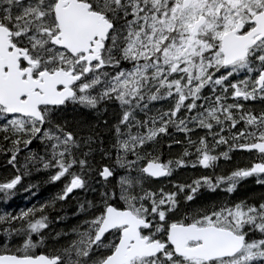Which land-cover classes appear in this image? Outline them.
Instances as JSON below:
<instances>
[{
    "label": "snow or ice",
    "instance_id": "6c2138e0",
    "mask_svg": "<svg viewBox=\"0 0 264 264\" xmlns=\"http://www.w3.org/2000/svg\"><path fill=\"white\" fill-rule=\"evenodd\" d=\"M236 150L226 175L154 186ZM0 153V201L64 180L0 211V264H264V192L187 206L264 186V0H0Z\"/></svg>",
    "mask_w": 264,
    "mask_h": 264
},
{
    "label": "trees",
    "instance_id": "16d2710c",
    "mask_svg": "<svg viewBox=\"0 0 264 264\" xmlns=\"http://www.w3.org/2000/svg\"><path fill=\"white\" fill-rule=\"evenodd\" d=\"M234 78H237V77H234ZM156 107L157 108L167 107V103L158 104L156 105ZM197 134L204 135L203 132H199ZM174 139L180 140L182 139V137L179 135H175ZM163 143L165 147L163 148L162 159H168L170 152L176 153L181 150L179 148H173L169 150L166 146L168 142L164 140ZM33 145L35 146V144ZM220 150H223V147H221ZM229 156H230V161H226L223 158H221L218 161L219 167L217 168L216 171H219L220 174L226 173L227 171L229 172L236 166H244L250 159V156L247 152H242L239 150L229 153ZM4 161H5V156L2 153H0V166L2 167L4 166ZM206 170L207 169L199 165H196L195 167L193 166L181 167V168L176 169L174 171V174L171 175L170 177L165 178L164 180H159V181L155 180L154 182L162 183L165 189L168 188L170 190H175L170 187V184H172V182H180V183L187 184L192 179H195L197 176L217 174L215 173V170H213L210 173ZM34 175H35L34 173H31L29 176L23 177L22 183L20 187H18V189L20 190H17L15 194L7 202L0 201V211H8V212H11L12 214H15L17 211H19L22 208H27L33 205H37L40 202H44L45 200L50 199L54 194H56L58 190L63 186V183H64V180H60L58 182H51L48 180V177L46 179L44 178V180L41 178H38L37 181L34 182L31 179ZM30 179L31 181H29ZM248 179L245 182H243L241 185H239L238 190L235 191L234 195H229L223 192H217L215 195H208L207 190H204L203 192L199 194L198 198L194 202L188 204L187 206L190 208H193L196 206H203L204 203H212L213 201L217 199H231L233 201L243 200L246 197L251 198V197L259 195L261 192H264V186H261L259 184L249 183ZM30 183L33 184L34 187L26 190ZM154 186L156 188L161 187L155 183H154ZM77 193H75V195ZM23 195L25 196L22 198ZM75 195L73 196V198L76 197ZM83 195L80 194L79 197H83ZM74 205H75V202L73 199H71L69 203L63 205V207L66 209V212L69 214L68 215L69 217L71 216V212H73L74 210ZM59 207L60 205H57V209ZM49 214H50V217H54L57 213L56 211L50 210ZM69 217L67 221L69 222V224H71L72 220ZM80 218L81 217H79V219ZM39 250H46V247L41 245L39 249L37 250V253L39 252Z\"/></svg>",
    "mask_w": 264,
    "mask_h": 264
},
{
    "label": "rangeland",
    "instance_id": "374dc122",
    "mask_svg": "<svg viewBox=\"0 0 264 264\" xmlns=\"http://www.w3.org/2000/svg\"><path fill=\"white\" fill-rule=\"evenodd\" d=\"M217 169H215V173H217V174H220V172L219 171H216ZM206 171H208L209 173L210 172H212L213 171V169H207ZM228 172V171H227ZM226 172V173H227ZM226 173H222V174H224V175H226ZM12 174V170L10 169V168H5L4 166L2 167H0V180H2V179H4L5 177H7V176H9V175H11ZM35 175L31 178L34 182H36L37 181V179L38 178H41V179H44V178H47L48 177V173H41V174H39V175H37L36 173H34ZM174 174V173H173ZM31 179L29 180V181H31ZM248 179V178H247ZM61 180H63V179H61ZM248 181H249V183H254V184H258L257 182H256V178L254 177H251V178H249L248 179ZM155 184H157V185H159V186H163V184L162 183H156V182H154ZM170 187H171V184H170ZM26 190H28V188L26 189ZM166 190H170V189H166ZM34 194V193H33ZM80 194L81 195H83V193H77L75 196L76 197H79L80 196ZM73 200H74V202L76 203V200H75V198H72ZM75 211V208H74V210H73V212ZM71 212V211H70ZM69 217V216H68ZM71 220H72V223L73 224H75L76 222H77V218H73L72 216H70L69 217ZM84 217H81L80 219H83ZM69 226L72 224H69V222L66 220L65 221ZM54 227L57 229V230H59L60 228H63L64 227V224H60V223H55L54 224ZM42 246H44V247H46V250H44L45 252H47L50 248H52L53 247V245L51 244V243H47V244H45V245H42Z\"/></svg>",
    "mask_w": 264,
    "mask_h": 264
},
{
    "label": "flooded vegetation",
    "instance_id": "af4514ba",
    "mask_svg": "<svg viewBox=\"0 0 264 264\" xmlns=\"http://www.w3.org/2000/svg\"><path fill=\"white\" fill-rule=\"evenodd\" d=\"M33 147H35V146L33 145ZM0 167H1V166H0ZM253 178H254V177H253ZM155 180H156V181H159V180H164V179H155ZM17 190H20V189L17 188ZM17 190H16V191H17ZM74 195H75V194H74ZM24 196H25V195H23L22 198H23ZM71 213H72V212H71Z\"/></svg>",
    "mask_w": 264,
    "mask_h": 264
},
{
    "label": "bare ground",
    "instance_id": "6f19581e",
    "mask_svg": "<svg viewBox=\"0 0 264 264\" xmlns=\"http://www.w3.org/2000/svg\"><path fill=\"white\" fill-rule=\"evenodd\" d=\"M167 141V140H166ZM173 152V151H172ZM46 179V178H45ZM44 180V179H43ZM202 204V203H201Z\"/></svg>",
    "mask_w": 264,
    "mask_h": 264
},
{
    "label": "water",
    "instance_id": "95a60500",
    "mask_svg": "<svg viewBox=\"0 0 264 264\" xmlns=\"http://www.w3.org/2000/svg\"><path fill=\"white\" fill-rule=\"evenodd\" d=\"M157 179H159V178H157Z\"/></svg>",
    "mask_w": 264,
    "mask_h": 264
}]
</instances>
